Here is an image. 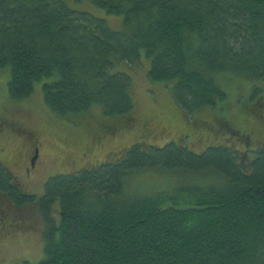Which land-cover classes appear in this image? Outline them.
I'll use <instances>...</instances> for the list:
<instances>
[{"label": "trees", "instance_id": "trees-1", "mask_svg": "<svg viewBox=\"0 0 264 264\" xmlns=\"http://www.w3.org/2000/svg\"><path fill=\"white\" fill-rule=\"evenodd\" d=\"M85 1L123 16L128 30L71 6ZM145 57L149 80L172 86L187 114L225 112L219 75L252 81L247 115L264 123V0H0V70L10 68L14 99L42 82L53 112L77 118L99 105L115 120L103 131L116 136L135 122L132 76L116 68ZM217 122L246 141L242 157L226 143L197 150L189 134L163 147L141 140L50 177L41 197L22 194L0 159V200L38 206L39 264H264V141L250 147L249 128ZM148 169L174 172L178 185L127 190L128 177Z\"/></svg>", "mask_w": 264, "mask_h": 264}, {"label": "rangeland", "instance_id": "rangeland-1", "mask_svg": "<svg viewBox=\"0 0 264 264\" xmlns=\"http://www.w3.org/2000/svg\"><path fill=\"white\" fill-rule=\"evenodd\" d=\"M73 1L70 0V3ZM71 6L105 19L113 30H128L123 16L108 14L93 3L76 2ZM150 67L151 61L145 57L139 63L123 62L116 68L131 74V96L135 105V122L128 131L116 136L103 131V125L114 123L115 120L105 118L99 105L77 118L62 117L53 112L45 103L42 82L35 84L30 97L12 98L9 94L10 68L1 69L0 159L11 162L13 179L20 184L22 191L41 197L50 177L73 174L83 166L90 167L94 162L103 160L106 153L121 151L141 140L163 147L166 143L176 141L177 136L189 134L192 139L194 137L193 147L197 150L213 142L219 143L213 146L226 143V146L240 150L237 153L242 157L243 151L247 149L246 141L229 126L217 122L223 115L239 130L250 129L252 140L248 146L263 143L264 123L248 117L246 111L254 102L252 81L228 74L219 75L217 79L228 95L225 112L205 109L187 114L175 100L172 86L166 87L162 82L149 80ZM260 87H264V84L260 83ZM217 116L219 119H216ZM144 120H149L150 128L145 129ZM193 121H199L213 131L202 126L193 127ZM219 125L222 127L217 128ZM191 129L193 133H198H190ZM35 144L39 146V157L35 167L28 173L26 166L30 164V146L34 148ZM178 181L179 176L174 172L148 169L130 175L126 188L133 193H150L153 189L176 187ZM3 209L9 210L10 214H18V218L24 221L22 228L12 226L13 216H5ZM59 209L57 206L53 212L56 218L59 217ZM18 218L16 224L21 223ZM44 230V217L37 205L16 206L6 198L0 200V264H39L44 255Z\"/></svg>", "mask_w": 264, "mask_h": 264}, {"label": "flooded vegetation", "instance_id": "flooded-vegetation-1", "mask_svg": "<svg viewBox=\"0 0 264 264\" xmlns=\"http://www.w3.org/2000/svg\"><path fill=\"white\" fill-rule=\"evenodd\" d=\"M35 137V136H34ZM37 138V137H36ZM35 138V139H36ZM34 139V140H35ZM33 140V141H34ZM35 143V142H34ZM36 145V144H35ZM30 150H31V155H30V164H28L27 166H26V170H27V172L28 173H30L31 172V169H32V167L34 168L35 167V165H36V161H37V159H38V157H39V146L38 145H36L34 148L32 147V145L30 146ZM38 155V157H37V159H36V161L34 162V159H35V157ZM3 161V165L6 167V169L5 170H7V172L10 174V176L13 178V174H12V172H11V166H10V163H7V161H5V160H2ZM7 163V164H6ZM15 183H17V187H18V190L22 193V194H25L23 191H22V189H21V187H20V184L17 182V181H14Z\"/></svg>", "mask_w": 264, "mask_h": 264}, {"label": "water", "instance_id": "water-1", "mask_svg": "<svg viewBox=\"0 0 264 264\" xmlns=\"http://www.w3.org/2000/svg\"><path fill=\"white\" fill-rule=\"evenodd\" d=\"M37 157H38V155L35 157L34 162L36 161Z\"/></svg>", "mask_w": 264, "mask_h": 264}]
</instances>
